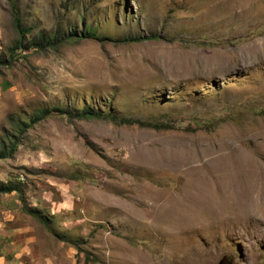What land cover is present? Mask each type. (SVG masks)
<instances>
[{
  "label": "rangeland",
  "instance_id": "1",
  "mask_svg": "<svg viewBox=\"0 0 264 264\" xmlns=\"http://www.w3.org/2000/svg\"><path fill=\"white\" fill-rule=\"evenodd\" d=\"M0 60L5 264H264V0H0Z\"/></svg>",
  "mask_w": 264,
  "mask_h": 264
},
{
  "label": "trees",
  "instance_id": "2",
  "mask_svg": "<svg viewBox=\"0 0 264 264\" xmlns=\"http://www.w3.org/2000/svg\"><path fill=\"white\" fill-rule=\"evenodd\" d=\"M17 25H18V28H19V30H20V32H21V38L18 40V43H17V45L16 46H14V47H12V50L14 51V52H17V53H20V49L21 48H29V46H30V44L31 45H33L34 43L33 42H30L29 41V44H25V37L27 36V33H28V31H29V28H26V27H24V26H22L21 25V23L17 20ZM90 28L88 27L87 28V30H86V32L85 33H88L87 31L89 30ZM44 39V37H42V40ZM57 40H55L54 41V43L56 42ZM19 49V50H18ZM3 60H0V66H1V64L3 63L2 62ZM42 112H43V114H49V113H52V111L51 110H47V109H43L42 110ZM61 112H63V113H66V112H68V113H71V112H69L68 110H61ZM81 113H82V115H85L86 117H92V116H96V115H100V116H102V117H109L108 115L109 114H105V112H102V111H95V110H93V109H91V108H89V107H85L84 109H83V111H81ZM111 117V116H110ZM33 120H35V119H32V121ZM27 125V122L25 121V120H23V122L21 123V121H17L16 122V126L19 128V129H21V130H23L24 129V126H26ZM152 126H154V127H157L156 126V124H151ZM17 145H18V142H15V141H13L12 143H10L8 146H6V145H3L2 144V147L0 148V159L1 158H7V157H9L10 155H12V151L13 150H15L16 148H17ZM9 181H3L2 183H0V196H1V194H3V193H11V192H13V191H18L19 189L21 190V187H20V185L17 183V182H15V181H13V180H11V179H8ZM35 208H37V207H35ZM38 209V208H37ZM32 211H36L37 212V210L36 209H34V210H32ZM31 211V213H33ZM38 212H39V210H38ZM34 214V213H33ZM39 216H43L41 213L39 214Z\"/></svg>",
  "mask_w": 264,
  "mask_h": 264
},
{
  "label": "crops",
  "instance_id": "3",
  "mask_svg": "<svg viewBox=\"0 0 264 264\" xmlns=\"http://www.w3.org/2000/svg\"><path fill=\"white\" fill-rule=\"evenodd\" d=\"M6 260H5V256H0V264H5Z\"/></svg>",
  "mask_w": 264,
  "mask_h": 264
},
{
  "label": "bare ground",
  "instance_id": "4",
  "mask_svg": "<svg viewBox=\"0 0 264 264\" xmlns=\"http://www.w3.org/2000/svg\"><path fill=\"white\" fill-rule=\"evenodd\" d=\"M193 195V194H192ZM202 195V194H201ZM196 197V196H195ZM203 197V196H202ZM207 197V196H206Z\"/></svg>",
  "mask_w": 264,
  "mask_h": 264
}]
</instances>
